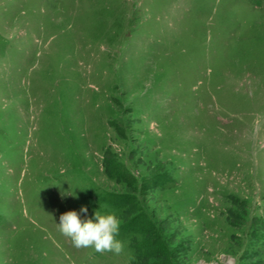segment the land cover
<instances>
[{"label": "rangeland", "instance_id": "rangeland-1", "mask_svg": "<svg viewBox=\"0 0 264 264\" xmlns=\"http://www.w3.org/2000/svg\"><path fill=\"white\" fill-rule=\"evenodd\" d=\"M0 264H264V0H0Z\"/></svg>", "mask_w": 264, "mask_h": 264}, {"label": "clouds", "instance_id": "clouds-1", "mask_svg": "<svg viewBox=\"0 0 264 264\" xmlns=\"http://www.w3.org/2000/svg\"><path fill=\"white\" fill-rule=\"evenodd\" d=\"M76 195L74 191L62 192V195ZM88 208L81 205L75 209L61 213L59 217L60 231L71 238L77 248L92 247L97 252L111 251L121 253L125 243L118 238L121 217L115 211H94L87 216ZM84 214V215H81Z\"/></svg>", "mask_w": 264, "mask_h": 264}, {"label": "bare ground", "instance_id": "bare-ground-1", "mask_svg": "<svg viewBox=\"0 0 264 264\" xmlns=\"http://www.w3.org/2000/svg\"><path fill=\"white\" fill-rule=\"evenodd\" d=\"M107 7V6H106Z\"/></svg>", "mask_w": 264, "mask_h": 264}]
</instances>
